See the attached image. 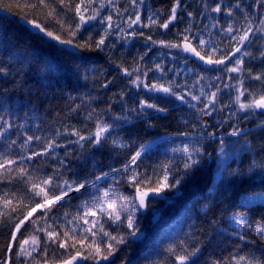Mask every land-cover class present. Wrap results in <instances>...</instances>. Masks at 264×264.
Returning a JSON list of instances; mask_svg holds the SVG:
<instances>
[{
  "label": "trees",
  "instance_id": "16d2710c",
  "mask_svg": "<svg viewBox=\"0 0 264 264\" xmlns=\"http://www.w3.org/2000/svg\"><path fill=\"white\" fill-rule=\"evenodd\" d=\"M35 2L0 0V128L3 121L12 124V128L0 138V159L8 156L17 160V164L11 166V175L5 173V179L0 181V196L5 192L15 193V196H10L12 207L19 209L13 212L11 207L4 208L3 201H0V213H3L0 215V264L5 256L10 258V264H43L45 260L48 264L60 263L64 250L56 249L55 244L45 241V233L34 232L35 228L51 225L56 231L63 232L78 224L76 235L80 237L83 228L90 225L84 224L83 220L77 222L73 217L83 214V201L91 203L93 196L99 195L96 189L102 191L112 186L131 200L136 196V189L126 177L138 173L139 178L145 181L141 189L147 191L149 186L155 187V181L164 175L166 168L169 181L174 182L175 177L184 175V153L181 149L185 145L191 147L197 141L204 146L205 162L176 188L164 189L159 198H147L145 211L141 213L136 209L132 217L134 229L127 227L131 205L128 210L119 209L122 201L117 202L120 220L109 219L107 215L96 217L103 224L104 231L125 240V243L115 245L116 251L109 261L100 264H178L177 255H187L197 248L199 251L190 256L186 264H235L233 258L241 255L264 262V242L252 229L237 228L231 220L233 214L239 212H247L253 226L255 221L264 218V203L244 200L245 196L264 192V127L258 126L264 121V114L258 111L251 114L237 112L238 105L234 103L236 90L223 88V84L229 82V75L243 77L249 91L258 93L264 87L260 81L249 79L250 73L264 72V58L260 55L264 52V38L253 37L254 42L247 48L252 55L244 58L242 72L231 74L222 71L223 66L205 68L179 49H169L146 39L151 36L155 41L178 42L180 36L177 33L191 26L192 34H203L221 50L229 51L231 44L223 29L229 24L242 28L247 23L246 16L258 25L260 18L264 17V8L259 7L255 0H181L178 19L165 30L153 25L129 28L127 22L129 16L134 18L135 12L140 11L143 24H148L147 18L153 13L158 23H163L168 19L174 0H143L135 8L131 0H113V5L101 9L100 18L111 14L113 24H120L125 31L122 33L115 27L109 29L105 45L96 48L95 41L105 35L107 22L100 23V18L89 21L72 36L70 28L75 29L79 23L73 11L49 0L64 22L61 28L55 14L52 17L47 15L49 9L26 7ZM103 2L107 4V0ZM76 3L80 0H72L73 6ZM100 3L101 0H96L94 7ZM217 3L224 11L210 12V7ZM237 3L239 8H236ZM228 8L234 9L231 17L226 15ZM189 12L193 14L191 17ZM24 16L35 19L36 23L61 39H71L73 44H60L44 33H32L19 22L20 19L25 20ZM217 22L218 27L212 28L211 25ZM133 31L136 36L125 38V33ZM141 32L143 36L139 35ZM85 42L90 47L74 46ZM156 64L162 66L163 73L156 70ZM137 67L145 83L171 84L174 92L185 95L186 102L177 100L174 95L133 87L129 81L134 77L125 76L123 69L132 71ZM144 72L148 73L147 77H143ZM200 76L204 79L200 80ZM231 83L235 84L236 80ZM217 87L221 89L217 111L209 117L207 128H204V115L199 110L207 97L201 96L200 101H195L188 93L200 96L201 90L210 93ZM248 99L250 97L246 94L241 97V102ZM141 100L167 111L145 108L141 112ZM229 104L230 108L219 110ZM97 122L111 126L99 145L87 140L79 144L69 143L77 140L76 136L69 135L70 132L78 130L87 136L96 131ZM233 126L242 128L246 135L229 136ZM206 131L215 132L216 136L207 139L203 135ZM28 135L40 136L43 142L55 138L63 147L55 149V156L50 154L33 161H20V156L26 157L30 151L43 147L41 141H33L22 149L20 146ZM221 139L225 140L223 146ZM12 140L17 143L9 147ZM149 142H152L151 149L141 155L136 165L123 172V165L140 150L141 144ZM221 147L227 156L218 160ZM207 153H211V159ZM60 160L65 161L62 171L70 181L91 182L97 176L112 173V169L121 171L97 181L95 188L88 187L67 197L62 206L51 213L56 220H40L36 225L26 222L25 234H18V239H28L30 234L40 236L49 248L47 256L41 253L40 247L32 251L30 244L25 248L32 255H22L18 241L12 242L14 251L9 252L6 246L13 224L17 217L22 218L27 210L25 205L31 202L25 183L27 177H20L16 169L22 165L34 176L45 175L59 167ZM37 168L43 171L37 172ZM149 178L153 181L151 185L147 183ZM117 180L119 183L115 182ZM65 213H68L67 217ZM70 220L72 224L68 223ZM134 230L136 234L141 232L143 237L138 239L136 235H130ZM94 231L98 234L95 237L87 234L84 248L77 244L82 253L88 251L86 245L92 240L100 242L101 248L109 241V237L99 232V225ZM240 235L246 238L241 240ZM53 249H56L55 255ZM84 264H94V261H85Z\"/></svg>",
  "mask_w": 264,
  "mask_h": 264
},
{
  "label": "snow or ice",
  "instance_id": "6c2138e0",
  "mask_svg": "<svg viewBox=\"0 0 264 264\" xmlns=\"http://www.w3.org/2000/svg\"><path fill=\"white\" fill-rule=\"evenodd\" d=\"M56 4H58L61 8H66L68 11H73L75 16L79 18V23L75 25V29L70 28V34L75 36L76 31H78L83 24L88 23L89 21L97 20L101 17V9L113 5V0H107V4L101 0V3L98 7H94L96 0H80V3H76L74 6L72 4V0H54ZM133 7L135 8L138 4H142L143 0H131ZM255 3L258 4L259 7L264 8V0H255ZM31 9H41L46 8L49 9L47 15L52 17L54 14L56 15V22L61 25V28L64 27V22L59 18V12L56 7H54L49 0H36L35 3H29L26 5ZM181 7V0H174V4L170 9V14L168 19L165 20L163 23H158V18H154L156 16L155 13L148 16V24L142 23V16L140 11H136L134 14V18L129 16L128 19V27L132 28L133 25H140L142 27H148L149 25L158 26L167 30L169 26L178 19L177 10ZM240 4H236V8H239ZM210 12L212 13H221L224 11L222 5L217 3L214 7H210ZM118 11V10H117ZM125 11H127L125 9ZM85 13H90L85 15ZM191 12L188 13V16H192ZM226 15L229 17L234 15V9L228 8L226 11ZM250 15V13L248 14ZM26 22L31 25L32 27L38 29L40 32L44 33L46 36L58 41L60 44L72 45L73 41L71 39H61L59 35H54L52 31L47 30L41 24L36 23L35 19H28L27 16H24ZM247 21L246 25L242 28H234L232 24H229L227 28H224V33L227 34L229 37V43L231 44V49L229 51H223L219 48V46L212 40L205 39L203 34L196 33L192 34L191 26L185 28L183 32L177 33L180 36V40L178 42H165L155 41L151 36L146 37L148 41L153 44H160L163 47H167L169 49H179L185 53H190L200 61H202L205 65L209 67L215 65L217 67L223 66L221 69L226 73H241L242 66L244 65V58L251 56L252 53L247 50L248 46L252 44L253 37L257 39L264 38V17H261L259 20V24L256 25L252 22V20L248 19V16L245 17ZM107 22V28L105 29V35H102L97 41H95V47L100 48L102 45H105L106 36L109 33V29H119L120 32L124 33V29L120 27V24H113V16L111 14L100 18V23ZM207 27V26H205ZM212 28L218 27V22L211 25ZM259 34V36H257ZM128 35L136 36L137 33L135 31L131 33H125V38ZM140 36H143L144 33H139ZM234 42V43H232ZM77 48H87L90 47L88 42L84 44H76L74 45ZM209 46H211V50L209 51ZM202 52L204 54H202ZM261 58H264V52L260 53ZM143 59V57H141ZM231 65V66H230ZM156 70L160 71L161 73L164 72V69L160 64L155 65ZM2 71V70H0ZM188 71H192V69H188ZM140 69L134 68L132 71H129L127 68L123 69V73L125 76L134 77L130 79V84L139 89L143 87L144 89L151 91V92H163L169 95L176 96L177 100L182 102L185 101V95L177 94L173 91L171 84L169 86H164L163 84L153 83L148 84L144 82V79L139 75ZM135 74V75H134ZM148 73L144 72L143 77H147ZM204 77L200 76V80H203ZM215 79L219 80L220 77H216ZM235 79L236 83L233 84L231 81ZM249 79L260 81L261 85L264 86V72H261L256 75L249 74ZM228 83L223 84L224 89L234 88L237 92V96L235 98L234 103L238 105L236 111L237 112H244V113H254L257 110L260 111L261 114H264V87L260 89L257 93L255 90L249 91L247 87H245V82L243 77H233L229 75L227 77ZM199 83V80L197 81ZM221 91L219 87L216 88V91L205 93L201 90L200 96L192 95V100L200 101L201 96H206V102H204L203 108L199 111L204 116H212V114L217 111V102H218V93ZM247 94L250 99L247 102H241V97H245ZM140 111L143 112L145 108L148 109H155L159 112H165L167 109L158 107L156 104L149 103L146 100H141L139 102ZM195 107V105H192ZM224 107H231V104L222 106L219 110L223 111ZM231 115H235L232 113ZM91 117V114H89ZM247 118V116H245ZM2 120V118H0ZM259 127H264V121H261ZM110 125L97 122L96 124V131L93 133H89L87 136L81 134L78 130H73L69 133V135H74L77 137L75 141H69V143L79 144L81 141H89L93 145H99L104 138V135L109 132ZM204 128H207V123L203 125ZM12 128V124L8 121H3V127L0 128V138L4 137L5 134L8 132L9 129ZM246 135L244 130L238 126H233L232 131L228 133L229 136H240ZM59 135V133H58ZM204 137L207 139H212L216 136L215 132L206 131L203 133ZM33 141H41L43 143V147L40 150L30 151L29 154L25 156H20V161H33L39 157H45L48 155L55 156V149L63 147V145L56 142L55 138L47 140V142H43L40 136H26V139L21 144V148L23 149L25 146H29ZM17 143L16 140H12L9 144V147L15 145ZM234 143V142H233ZM221 146L225 144V140H220ZM152 147V142L148 144H141L140 150L136 151L134 155L131 156L130 160L127 164L123 165V172H127L132 165H136L137 160L141 157L144 152H147ZM181 151L184 153V175L175 177L174 182L169 181V171L166 168L164 170V175L161 178H158L155 181V187H148L147 191H143L141 189V185L145 182L139 178L138 173H134L130 177H126L127 181L136 189V196L129 199L127 196H123L119 194L112 186H109L106 190H99V195H94L91 203L89 201H83L82 207L84 209L83 214L80 215L79 213L73 217V220L80 221L83 220L84 224H89L90 226L87 228H83L82 234L80 237H77L76 231L77 227H80L78 224L70 229L66 228L63 232H58L54 228L49 225L48 227L43 228H35L34 232H44L45 233V241L50 242L51 244L56 245V249H62L64 252L61 254L62 259L60 260V264H74V262L78 261H94V264H100L101 260L107 261L109 258L114 254L116 251V244H123L125 240L123 237L120 236H113L111 233L104 231V226L100 223V220L96 219L99 215L103 217L107 215L109 219L120 220L121 215L119 209L128 210L129 206L131 205V214L127 216V227L129 229H134V221L133 215L137 207L142 208L145 206L146 197H148L149 193H154L159 195L163 192L164 189L168 188H176L178 185L181 184L182 180L185 177L189 176L190 173L197 169L202 163H204V157L206 155L204 146L197 141V143L191 147L185 145ZM67 155V154H66ZM209 159H211V153H207ZM227 156V153L224 152L223 147L220 149V156H218V160L222 159ZM17 160L9 158L8 156H3L0 159V181L5 179V173L11 175L12 173V165H16ZM59 167L53 169L50 173L45 175H32L29 173V170L22 165L16 169V173L20 177H27L25 183L28 185L27 193L30 194L31 202L29 205H25L26 211L23 212L22 218L17 217L16 222L13 224L10 241L6 246L9 252L14 251L13 243L14 241H18L20 245V252L22 255L31 256L32 253L25 248V245H31L32 251H35L37 247H40L41 253L47 256L49 252V248L47 247V243H44L40 236L35 234H30L28 239H18L19 236H23L25 234L26 229V222L36 225L40 220H56L57 218L52 216L51 213L57 207L62 206L63 202H65L66 198L69 197L70 193L72 192H81V190H86L88 187H96V182L102 179L101 176H97L94 181H84V182H77V181H70L69 179L65 178L63 175V167L65 166V161H59ZM218 167L220 165L218 164ZM37 172H42L43 170L40 168L36 169ZM113 172L121 171L120 169H112ZM109 174L104 173L103 177H107ZM15 179V177H13ZM115 179V178H114ZM12 181L9 180V183ZM119 183V181H115ZM147 183L151 185L153 181L149 178ZM10 196H15V193L5 192L2 196H0V201H3L4 208H10L13 212L19 211V209L12 207L13 200ZM39 199H36V198ZM245 202H254L260 201L264 203V192L254 193L244 198ZM118 201H122L119 205L118 209ZM133 201H137L138 204H134ZM23 203V201H20ZM3 215V213H0ZM35 215V219H33ZM68 213H65V217H67ZM89 217L92 219L90 220ZM234 225L237 228H249L252 229L256 236L260 238L262 242H264V218L255 221V226L253 223L249 221L247 212H239L233 214L231 217ZM69 224H72L73 221H68ZM99 225V232L103 233L104 236L109 237V241L106 243L104 248H101L100 242L96 240H92L90 243L86 245L88 251L86 253H82L80 248H77V244L81 246V248L85 247V241L88 239L87 234H91V236L95 237L98 233L94 231V229ZM130 235L135 236L136 231H132L129 233ZM239 238L244 240L246 237L245 235H240ZM43 243V247H41ZM56 249H53V255L56 254ZM199 251V248L195 250V252L189 253L187 255H177L176 259L178 264H186V262L190 259V256L196 254ZM235 264H264V262L256 260L255 258L249 259L247 256L241 255L239 257L233 258ZM2 264H10V258L5 256ZM43 264H48V261H43Z\"/></svg>",
  "mask_w": 264,
  "mask_h": 264
},
{
  "label": "water",
  "instance_id": "95a60500",
  "mask_svg": "<svg viewBox=\"0 0 264 264\" xmlns=\"http://www.w3.org/2000/svg\"><path fill=\"white\" fill-rule=\"evenodd\" d=\"M19 22L22 24V25H24V26H26L32 33H34V34H43L42 32H40L38 29H36V28H34V27H32L31 25H29L27 22H26V20H23V19H20L19 20ZM184 54H185V56L186 57H188V58H191V59H195V60H197L198 62H199V64L200 65H202V66H204L205 68H212L213 66H211V67H209L208 65H205L202 61H200L198 58H196L195 56H193L192 54H190V53H185L184 52ZM258 112H260L259 110H257ZM123 168V167H122ZM115 173V172H114ZM73 193H75V192H72V193H70V195H72ZM69 195V196H70ZM149 197H153V198H159V197H161V194H159V195H157V194H154V193H149V195H148V197H146V200H147V198H149ZM135 204H138V202L137 201H135ZM138 208V210L141 212V213H143L144 211H145V209H146V202H145V206L144 207H142V208H139V207H137ZM142 236H143V234L141 233V232H138L137 233V237L140 239V238H142ZM108 261V260H107ZM101 263L102 262H105L104 260H101L100 261ZM85 263V261H78V262H74V264H84ZM57 264H60V263H57Z\"/></svg>",
  "mask_w": 264,
  "mask_h": 264
},
{
  "label": "rangeland",
  "instance_id": "374dc122",
  "mask_svg": "<svg viewBox=\"0 0 264 264\" xmlns=\"http://www.w3.org/2000/svg\"><path fill=\"white\" fill-rule=\"evenodd\" d=\"M208 119H209V116H203L202 117V123L203 124H205V122L207 123Z\"/></svg>",
  "mask_w": 264,
  "mask_h": 264
}]
</instances>
